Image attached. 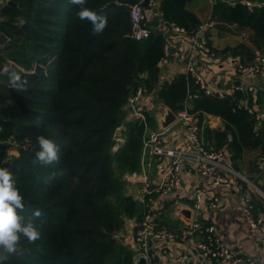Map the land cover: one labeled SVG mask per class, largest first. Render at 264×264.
I'll use <instances>...</instances> for the list:
<instances>
[{
  "label": "trees",
  "instance_id": "trees-1",
  "mask_svg": "<svg viewBox=\"0 0 264 264\" xmlns=\"http://www.w3.org/2000/svg\"><path fill=\"white\" fill-rule=\"evenodd\" d=\"M135 1L87 0L86 7L107 17L99 36L90 22L76 18L78 8L68 0H8L0 6V167L10 170L24 198L20 214L41 233L34 243L21 236L20 247L30 251L3 264H133V251L115 233L126 218L140 216L141 205L124 190L125 174L140 170L145 123L153 125L146 114V122L125 120L123 106L138 86L150 92L159 83L164 42L155 28L142 40L129 35L124 3ZM188 1L159 0L160 17L194 31L201 22L186 8ZM210 21L252 28L253 44L264 55V6L249 11L239 0H215ZM233 50L238 62L255 56L241 44ZM4 68L22 72L27 91L13 90ZM158 94L172 111L186 108L199 123L202 111L225 118L232 140L227 148L215 146L230 150L233 163L242 148L238 139L260 143L264 160V122L238 106L236 95L205 94L186 73L160 82ZM41 135L60 146L59 163L35 162ZM9 138L16 139L18 154L8 157ZM60 169L66 174L49 183ZM36 210L40 218L33 216Z\"/></svg>",
  "mask_w": 264,
  "mask_h": 264
},
{
  "label": "crops",
  "instance_id": "crops-1",
  "mask_svg": "<svg viewBox=\"0 0 264 264\" xmlns=\"http://www.w3.org/2000/svg\"><path fill=\"white\" fill-rule=\"evenodd\" d=\"M6 1H0L2 3L1 5ZM251 1L257 2L264 0ZM213 3L214 1L211 0H190L186 3V8L193 12L201 23H207L202 37L210 43L211 47L217 53L223 54L222 59L218 63L204 61L203 56L197 49L191 46L186 37L178 34L175 35L174 41L178 51L177 55L171 57L165 65H161L159 60L158 64L161 66L159 83L155 84L150 92H144L141 97V102L137 105L138 110L143 112L144 115H149L154 127L160 125L161 118L166 112V105L158 94L160 82H170L177 75L185 73V63L189 55L195 64V68L207 79L210 86L223 90L225 92L224 96L227 95L235 98L236 95L238 106H245L249 110L256 112V114H259L263 118L260 124L264 122V77L261 75H246L242 77L234 72V67L238 62L236 56L240 55L234 53L235 51L233 49L235 47L241 44L246 48L248 47L253 53L259 51L252 41L254 31L250 27H239L235 23L210 21ZM227 3L232 4L233 2L227 1ZM149 16L151 17L150 21L153 23V26L156 25L158 21L157 9L154 8L153 12L149 13ZM156 31L158 30L156 29ZM190 51H192L191 54ZM190 105L188 107L187 103L186 106L192 108L191 103ZM199 124L201 129L202 127L206 129H203L202 132L206 142L214 146L221 145L226 148L229 147L233 135L225 118L215 113L202 111ZM257 126L259 125L257 124ZM121 131L122 127L117 130V134L123 140ZM182 137L181 127L177 123H172L165 134L164 141L166 145L174 146L180 142ZM238 141L241 142L242 148L234 158V163L232 152L225 149L227 152V161L230 165L234 164L239 172L251 182L255 183L264 194V160L262 159L261 145L257 143L256 146H251V144H248L242 139H238ZM239 146L240 143H238L237 147L239 148ZM157 161V159L152 160L147 172L149 181L152 184L157 182L162 172L157 167ZM160 161H162L164 167L168 165L167 158H161ZM141 170L140 157L139 173ZM200 179V174L195 170V163L189 160L187 167L183 171L180 186L173 189L168 194L166 200L157 208L154 225L168 230H176L189 217L198 218L203 223L214 225L217 229V234L222 238L223 242L243 257L244 261L239 264H253V262L264 264V243L249 231L231 188L222 185L217 187L216 192L220 196L218 207H210V192H207L203 206L197 211L189 210L187 204L191 202L192 189ZM139 183L136 178L125 174L124 190L126 193L131 194L137 201ZM263 194L254 192L253 200L256 213L264 218ZM184 208L189 210V215L179 212ZM138 220L139 216L126 218L123 226L115 233L117 240L127 245L130 250H132L130 245L131 237L138 226ZM196 239V237H189L184 240L169 238L153 240L151 242V250L154 254L155 264H177L174 258L180 252H185L189 256L187 261L181 264H197L199 261L203 264H214L201 257L195 245Z\"/></svg>",
  "mask_w": 264,
  "mask_h": 264
},
{
  "label": "built area",
  "instance_id": "built-area-1",
  "mask_svg": "<svg viewBox=\"0 0 264 264\" xmlns=\"http://www.w3.org/2000/svg\"><path fill=\"white\" fill-rule=\"evenodd\" d=\"M158 1L137 0L132 3H124L130 21L129 35L132 38L142 40L148 37L154 28L160 31L164 39L163 54L160 58L161 65L167 64L171 57L177 55L178 51L174 41V36L177 34L186 37L191 46L203 56L204 61L217 63L221 61L223 54L217 53L202 37L207 23H201L194 31L187 32L183 26L165 21L160 17ZM227 1L233 2L234 0ZM240 2L249 10L264 5V1L240 0ZM1 4L0 2V6ZM154 8L158 12V21L153 26L149 13L153 12ZM191 53L192 51H190ZM185 64V73L190 76L198 89L209 95H225L223 90L216 89L208 84L207 79L195 68L190 55L187 57ZM234 72L242 77L246 75H261L264 77V55L256 51L251 61L237 62ZM144 92V88L138 86L128 97L123 106L125 119L138 118L146 122L144 113L137 109ZM256 118L263 121L262 116L259 114H256ZM172 123H177L183 133L180 142L174 146L166 145L164 141L165 134ZM0 131H2L1 124ZM115 138L118 142L122 141L118 134ZM161 158L168 159L166 167L160 161ZM153 159L158 160L157 167L162 171L160 178L154 184L149 181L147 174ZM189 160L195 163V170L201 176L200 181L192 189L191 202L187 204L189 210H199L205 203L207 192H210V207H218L220 196L216 192L217 187L222 185L231 188L249 231L264 243V218L256 213L253 200V193L259 192L260 188L258 189L255 183L231 167L227 161L225 148L214 146L204 140L201 126L195 115L186 108H182L174 112V119L167 126L154 127L145 123L141 148L142 170L140 173L138 171L128 174V176L131 175L140 182L137 199L141 205V213L138 226L130 241L133 250V264H138L140 256L145 258L146 264H155L154 254L151 250V242L155 239L184 240L189 237L197 238L195 241L197 250L203 259L211 263L239 264L244 261L241 255L223 242L214 225L203 223L198 218L189 217L176 230H168L154 225L157 208L166 200L173 189L180 186L183 171ZM188 257L187 253L180 252L175 255L174 260L177 264H181L187 261ZM197 264L203 263L199 261Z\"/></svg>",
  "mask_w": 264,
  "mask_h": 264
},
{
  "label": "clouds",
  "instance_id": "clouds-1",
  "mask_svg": "<svg viewBox=\"0 0 264 264\" xmlns=\"http://www.w3.org/2000/svg\"><path fill=\"white\" fill-rule=\"evenodd\" d=\"M68 3L76 6L78 11L76 18L80 21H88L92 25L93 35H102L107 28V17L98 15L95 11L86 7L87 0H68ZM3 74L7 76L8 83L16 92L27 91L28 80L26 76L17 70L4 68ZM40 150L36 152L37 163L50 166L60 161V146L53 140L41 135L37 137ZM66 174L65 169L53 171L48 178L49 183L56 181ZM24 198L16 187L13 174L8 168L0 167V264H3L12 255H24L27 248L20 247L21 236L26 237L29 243H34L41 237V233L31 220L25 222L21 215L24 211ZM33 216L40 218L42 213L36 210Z\"/></svg>",
  "mask_w": 264,
  "mask_h": 264
},
{
  "label": "water",
  "instance_id": "water-1",
  "mask_svg": "<svg viewBox=\"0 0 264 264\" xmlns=\"http://www.w3.org/2000/svg\"><path fill=\"white\" fill-rule=\"evenodd\" d=\"M190 106H191L190 103H188V107H190ZM173 119H174V112L168 106H166V112L164 113L163 117L161 118L160 125L161 126H167L168 124H170L173 121ZM258 189H259V187H258ZM259 192L261 194H263V192L261 190ZM179 212H182L185 215H189V210L188 209H185V208L182 209ZM138 264H146V260H145V258L143 256H140L139 257ZM253 264H257V263L256 262H253Z\"/></svg>",
  "mask_w": 264,
  "mask_h": 264
},
{
  "label": "rangeland",
  "instance_id": "rangeland-1",
  "mask_svg": "<svg viewBox=\"0 0 264 264\" xmlns=\"http://www.w3.org/2000/svg\"><path fill=\"white\" fill-rule=\"evenodd\" d=\"M8 1V0H7ZM6 1V2H7ZM4 44L0 42V49H1V46H3ZM16 139L15 138H9L8 139V142L9 144H11V146L7 149V154H8V157L9 156H13L15 154H18V151L16 149V146H17V142L15 141ZM12 141V143H11ZM15 141V142H14ZM14 142V143H13Z\"/></svg>",
  "mask_w": 264,
  "mask_h": 264
}]
</instances>
